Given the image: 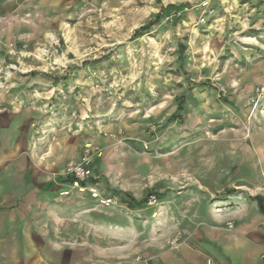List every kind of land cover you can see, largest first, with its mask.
<instances>
[{
  "label": "rangeland",
  "instance_id": "1",
  "mask_svg": "<svg viewBox=\"0 0 264 264\" xmlns=\"http://www.w3.org/2000/svg\"><path fill=\"white\" fill-rule=\"evenodd\" d=\"M50 23L12 70L31 150L96 180L45 201L54 264H189L200 221L264 197V0H78Z\"/></svg>",
  "mask_w": 264,
  "mask_h": 264
},
{
  "label": "crops",
  "instance_id": "2",
  "mask_svg": "<svg viewBox=\"0 0 264 264\" xmlns=\"http://www.w3.org/2000/svg\"><path fill=\"white\" fill-rule=\"evenodd\" d=\"M77 1L0 0V79L10 64L21 69L35 67L30 59L10 55L9 44L18 50L25 44L27 50L43 45V36L52 35L46 24L59 19L61 12ZM9 72L8 90L0 89V264H54L61 252L51 245L55 236L44 231V204L55 192L72 186L73 179L44 170L39 155L31 150L33 110L21 107L22 93L17 90L23 73ZM88 183L96 184L93 172L85 185ZM247 203L248 208L240 212L210 214L199 222L196 246L189 250V258L194 259L190 258L189 264L261 263L264 214L255 202ZM228 220L235 222L234 229L226 227Z\"/></svg>",
  "mask_w": 264,
  "mask_h": 264
},
{
  "label": "built area",
  "instance_id": "3",
  "mask_svg": "<svg viewBox=\"0 0 264 264\" xmlns=\"http://www.w3.org/2000/svg\"><path fill=\"white\" fill-rule=\"evenodd\" d=\"M5 20H8V18H6ZM0 42H2L1 33H0ZM8 47H9L10 55H14V56L19 55L20 57L23 58L35 55L33 52L27 50L28 48L27 44L23 46V50H18L13 43H10ZM38 51L42 55L46 54L45 53L46 51L41 48ZM16 69H18L17 64H10L9 70L12 71ZM91 163H92V159L88 156H84L79 161H70L66 164V167L64 169V174L65 176H70L73 178L72 181L73 186L78 187L80 190H84L86 188L84 182L87 181L92 175Z\"/></svg>",
  "mask_w": 264,
  "mask_h": 264
},
{
  "label": "trees",
  "instance_id": "4",
  "mask_svg": "<svg viewBox=\"0 0 264 264\" xmlns=\"http://www.w3.org/2000/svg\"><path fill=\"white\" fill-rule=\"evenodd\" d=\"M178 7L176 5H169L166 8H164L163 11L167 12V11H170L173 9H178ZM145 27L146 26H144L142 29H144ZM181 60H182V55H181ZM182 109H184V102H179L178 110H182ZM252 199L257 202L260 212L264 214V197L261 195H256V196H253ZM132 201L134 202V205H140L143 200L136 201V200L132 199Z\"/></svg>",
  "mask_w": 264,
  "mask_h": 264
}]
</instances>
